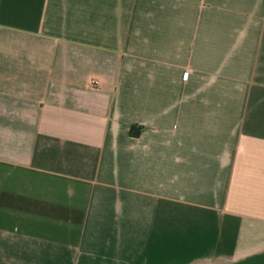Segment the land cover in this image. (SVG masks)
I'll return each mask as SVG.
<instances>
[{
	"label": "crops",
	"instance_id": "crops-1",
	"mask_svg": "<svg viewBox=\"0 0 264 264\" xmlns=\"http://www.w3.org/2000/svg\"><path fill=\"white\" fill-rule=\"evenodd\" d=\"M0 264H264V0H0Z\"/></svg>",
	"mask_w": 264,
	"mask_h": 264
},
{
	"label": "trees",
	"instance_id": "trees-1",
	"mask_svg": "<svg viewBox=\"0 0 264 264\" xmlns=\"http://www.w3.org/2000/svg\"><path fill=\"white\" fill-rule=\"evenodd\" d=\"M143 127H144L143 125L132 124L131 129H130V133L132 135H138L142 131Z\"/></svg>",
	"mask_w": 264,
	"mask_h": 264
},
{
	"label": "built area",
	"instance_id": "built-area-1",
	"mask_svg": "<svg viewBox=\"0 0 264 264\" xmlns=\"http://www.w3.org/2000/svg\"><path fill=\"white\" fill-rule=\"evenodd\" d=\"M90 82H91V84H93V85H97V84L99 83V79L96 78V77H92V78L90 79Z\"/></svg>",
	"mask_w": 264,
	"mask_h": 264
}]
</instances>
